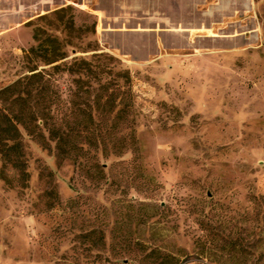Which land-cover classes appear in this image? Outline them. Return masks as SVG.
<instances>
[{"label": "rangeland", "instance_id": "374dc122", "mask_svg": "<svg viewBox=\"0 0 264 264\" xmlns=\"http://www.w3.org/2000/svg\"><path fill=\"white\" fill-rule=\"evenodd\" d=\"M35 30L96 68L53 75L82 151L0 155V264H264V0H0V91Z\"/></svg>", "mask_w": 264, "mask_h": 264}, {"label": "trees", "instance_id": "16d2710c", "mask_svg": "<svg viewBox=\"0 0 264 264\" xmlns=\"http://www.w3.org/2000/svg\"><path fill=\"white\" fill-rule=\"evenodd\" d=\"M64 12L65 9L62 8L55 11L53 15L62 18ZM93 25L95 26V22ZM94 33L95 29L92 31V34ZM33 40L35 46L31 47L24 56L25 62L33 65L29 68V73L0 91V155L12 170L23 177L26 175L21 161L23 132L33 135L43 147H49L60 159L75 156L76 152L82 151V147H78L75 142H70L71 137L75 138L78 135L79 127L82 125L78 110L74 108V99L69 101L72 109L66 119L65 116L63 118L55 114L60 97L59 92L54 90L53 75L59 72L76 75L84 72L92 74L93 68H96L93 62L83 58H73L69 64L53 66L51 71L38 69V66L34 65L35 62L48 66L65 60L67 54L57 38L48 36L41 30L34 31ZM95 57L97 56H93ZM126 73L124 75L129 80ZM100 101L101 99L98 98L95 103L100 104ZM113 101L114 98L109 97L104 104H112ZM88 105L90 111L86 117L92 125L94 124L93 104ZM64 121L67 126L71 124V127L65 128ZM100 139H102L100 135L95 138V145H98ZM46 140L51 142L53 147L49 146Z\"/></svg>", "mask_w": 264, "mask_h": 264}]
</instances>
